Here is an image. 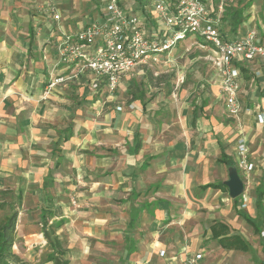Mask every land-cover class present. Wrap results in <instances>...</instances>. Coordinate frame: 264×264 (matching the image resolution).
<instances>
[{"label": "crops", "instance_id": "1", "mask_svg": "<svg viewBox=\"0 0 264 264\" xmlns=\"http://www.w3.org/2000/svg\"><path fill=\"white\" fill-rule=\"evenodd\" d=\"M46 1L0 0V194L12 189L19 201L39 195L35 209L11 213L19 215L14 250L29 259L33 244L41 248L57 238L79 260L102 255L108 264H188L192 258L196 264H237L247 252L258 264L252 238L258 235L264 254L256 229L264 230V124L257 120L264 115V56L237 64V116L226 110L222 75L214 66L210 86L192 91L139 92L143 83L161 84L152 78L127 82L123 96L121 84L115 93L104 85L93 90L89 74L47 93L48 82L62 71L56 67L60 36L83 27L81 19H101L104 8L95 15L87 9L90 0H57L62 17L55 20L41 9ZM120 2L140 11L151 0H132L138 8ZM204 2L223 7L232 39L255 29L264 43V0ZM144 14L147 25L154 23L151 8ZM82 80L94 96L80 88ZM240 138L255 164L248 175L239 171L245 205L225 185L237 167ZM61 194L76 198L78 206L57 199ZM3 204L0 199V209ZM33 216L40 219L39 231ZM232 235L248 248L219 242Z\"/></svg>", "mask_w": 264, "mask_h": 264}, {"label": "built area", "instance_id": "2", "mask_svg": "<svg viewBox=\"0 0 264 264\" xmlns=\"http://www.w3.org/2000/svg\"><path fill=\"white\" fill-rule=\"evenodd\" d=\"M41 9L51 13L55 20L62 17L57 0H47ZM151 12L155 18L154 23L148 25L151 28L148 35L143 13L127 10L120 0H105L101 19L89 20L80 29L60 36L56 67L62 71L48 82L46 92L90 74L93 90L104 85L110 93H115L126 74L150 60L157 61L180 41L200 36L213 47L211 59L222 75L226 110L237 116L241 111V73L237 64L264 56V43L257 41V30L250 29L238 38H228V34L222 32L223 7L214 9L204 0H151ZM121 109L122 106H118V110ZM257 120L264 124V115L257 114ZM236 153L238 171L250 174L255 164L244 138L237 141ZM241 196L245 205L248 196L245 193ZM260 235L264 237V230ZM196 261L192 258L188 264H196Z\"/></svg>", "mask_w": 264, "mask_h": 264}, {"label": "rangeland", "instance_id": "3", "mask_svg": "<svg viewBox=\"0 0 264 264\" xmlns=\"http://www.w3.org/2000/svg\"><path fill=\"white\" fill-rule=\"evenodd\" d=\"M260 1V0H259ZM91 2V3H90ZM87 9L92 10L95 15L104 8L105 0H90ZM127 6H138L140 5H133L132 0H126ZM84 4H82L83 6ZM78 7V6H77ZM141 10L134 11L138 14L145 13L148 11V8H151V3L149 5L148 2H142ZM211 7V6H210ZM225 8V7H224ZM215 9V8H214ZM146 10V11H145ZM43 12H46L42 9ZM224 11V10H223ZM143 13V14H144ZM226 14V13H224ZM145 15V14H144ZM93 20V19H92ZM70 23L74 22L73 19L68 20ZM88 19H81V22H88ZM146 31L148 35L151 32V28L146 24ZM224 34H228V38H231L229 35V28L224 24V29L222 30ZM180 45L174 47L170 51L160 55L157 61L150 60L144 64H141L138 69L134 70V72L126 74L122 79L121 86L119 88V93L122 92L123 96L126 92L123 88L127 86V82L129 81H140L145 80L147 81L153 80L152 78H156L155 82H159L161 84L155 83H143L142 85H138L139 92H144L148 90H154L155 87H161L164 93H171V92H179L185 89V91H192L194 88H198V85L206 87V84L213 77L216 66L212 61V57L214 55L213 47L207 43L202 37L197 36L193 37V39H187L186 41H180ZM211 62V63H210ZM215 69H214V67ZM90 77L89 74L85 75L84 79H88ZM208 80V81H207ZM145 82V81H144ZM154 82V81H153ZM210 86V85H209ZM85 87L89 93L95 95L93 90L89 89V84L81 81L80 88ZM97 95V94H96ZM99 95V94H98ZM93 104V103H92ZM241 173V172H240ZM13 190L6 191L0 194V199H4L3 208L0 209V217H5L11 215L14 208L16 210L23 209V207H29L30 209H35L36 204L39 201V195H35L33 193H29L24 196L23 201H19L17 197L12 192ZM66 198L65 200L70 202L73 206H78V201L76 198L71 197L69 199L68 196L61 194L60 197ZM68 199V200H67ZM75 201V203L73 202ZM19 219V215L17 217V221ZM32 220H35L34 223L36 224V230L39 231L42 229L40 225V219L38 216L31 217ZM50 219V216H49ZM52 219V218H51ZM57 221V219H55ZM51 220H49V225H51ZM253 232V229L251 230ZM58 232H61L59 229ZM61 238L64 244L68 245V237L65 232L60 233ZM256 236V234H253ZM256 241V242H255ZM252 242L255 243L257 247V256L260 258L258 259V264H264V254L261 251V245L259 242L258 235L254 239L252 238ZM40 244L36 245L33 244L32 249L35 251L32 257L27 259L24 256V253L19 254L23 258L30 260L32 264H63L64 261H67V264H108L111 260H107L102 257V255H90L86 259L79 260L76 254L69 251L68 253L58 254V257L53 259L51 257V245L45 244L43 247L40 248ZM15 249V248H14ZM23 251H26L25 247L22 248ZM253 254L251 252H247L245 257H239L236 259L237 264H256L253 259ZM70 258V259H69ZM101 258V259H98ZM69 262V263H68ZM0 264H6L4 262H0Z\"/></svg>", "mask_w": 264, "mask_h": 264}, {"label": "trees", "instance_id": "4", "mask_svg": "<svg viewBox=\"0 0 264 264\" xmlns=\"http://www.w3.org/2000/svg\"><path fill=\"white\" fill-rule=\"evenodd\" d=\"M217 1L219 2L220 0ZM224 13L225 12L223 11V23L226 24L229 20V17L227 18ZM235 28L236 27H234L233 30ZM222 160L226 161V163H228L229 165L233 164V161L231 159H227L224 155L222 156ZM16 217V213H13L10 216H7L4 220H0V262H4L6 264H32L30 260H27L20 256L13 248ZM256 229L259 233H261V230L259 228ZM219 242L224 246L237 247L241 249L248 248L243 238L238 235L220 238ZM50 245L54 247V249H56L51 254V257L53 259L58 257V254L66 253L59 239L50 238ZM63 264H67V261H64Z\"/></svg>", "mask_w": 264, "mask_h": 264}, {"label": "water", "instance_id": "5", "mask_svg": "<svg viewBox=\"0 0 264 264\" xmlns=\"http://www.w3.org/2000/svg\"><path fill=\"white\" fill-rule=\"evenodd\" d=\"M225 185L229 188V194L232 198H237L243 194L244 182L236 166L230 168L229 179L225 182Z\"/></svg>", "mask_w": 264, "mask_h": 264}]
</instances>
